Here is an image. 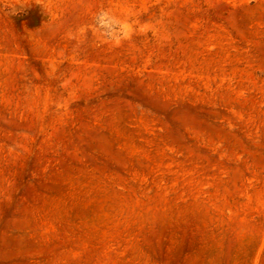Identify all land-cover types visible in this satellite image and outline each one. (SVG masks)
I'll return each mask as SVG.
<instances>
[{
  "label": "rangeland",
  "instance_id": "374dc122",
  "mask_svg": "<svg viewBox=\"0 0 264 264\" xmlns=\"http://www.w3.org/2000/svg\"><path fill=\"white\" fill-rule=\"evenodd\" d=\"M0 264H264V0H0Z\"/></svg>",
  "mask_w": 264,
  "mask_h": 264
}]
</instances>
